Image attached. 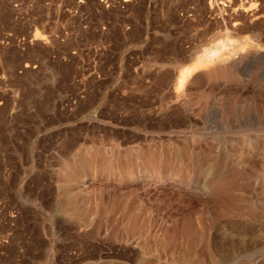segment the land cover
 Instances as JSON below:
<instances>
[{
  "label": "rangeland",
  "instance_id": "rangeland-1",
  "mask_svg": "<svg viewBox=\"0 0 264 264\" xmlns=\"http://www.w3.org/2000/svg\"><path fill=\"white\" fill-rule=\"evenodd\" d=\"M224 1L0 0V264H264V19Z\"/></svg>",
  "mask_w": 264,
  "mask_h": 264
},
{
  "label": "bare ground",
  "instance_id": "bare-ground-1",
  "mask_svg": "<svg viewBox=\"0 0 264 264\" xmlns=\"http://www.w3.org/2000/svg\"><path fill=\"white\" fill-rule=\"evenodd\" d=\"M224 1V0H223ZM245 4L247 6L250 7H246L244 5V3L240 6L241 10L243 11V13H245L244 15H246L244 17V22L249 21V22H253V21H257L259 19H264V8L262 7L261 10H256L253 8L255 3H252L255 0H244ZM226 2V1H224ZM257 2V1H256ZM229 3V2H228ZM225 4V3H224ZM256 5V4H255ZM239 8V9H240ZM261 8V7H260ZM237 11V8H236ZM243 15V14H242ZM243 15V16H244ZM243 21V20H242ZM240 25V23H236L234 26H238ZM41 39V37H40ZM226 39V38H225ZM38 40V39H37ZM44 40V39H43ZM227 40V39H226ZM220 42V41H219ZM250 43L247 42H243V43H237L231 40V41H221L219 44L215 45V46H211V48L205 49L204 51L200 53H198V55L193 56L194 60V64L190 67V68H186V69H182V71L179 74L178 77V86H177V100H179V98L181 97V93L184 91V88L189 84V82L191 81L193 75L199 71V70H206L205 72H207V70L209 68H222V67H226L227 65L230 64V62H234L232 63L233 66H237V64H235L236 62H240L242 59H244V55H243V51L245 50V47L248 46ZM200 54V55H199ZM245 54V53H244ZM249 55V54H248ZM248 57V56H246ZM243 62V60H242ZM240 62V63H242ZM231 65V66H232ZM230 66V67H231ZM236 68V67H235ZM226 69V68H225ZM224 69V70H225ZM211 70V69H210ZM222 70V69H221ZM232 70V69H230ZM234 70V69H233ZM236 70V69H235ZM223 71V70H222ZM183 99V98H182ZM181 99V100H182ZM175 101V100H174ZM175 101V102H176ZM183 101V100H182ZM174 102V103H175ZM180 103V102H179ZM184 104V103H183ZM179 105V104H178ZM181 105V104H180ZM179 105V106H180ZM187 105V102L186 104ZM251 141V140H250ZM253 144V142H252ZM245 145L247 146V149H251L252 145L251 143L245 142ZM246 150V149H245ZM249 154V152H248ZM68 172V171H67ZM66 173V172H65ZM68 174V173H67ZM72 173H70L71 175ZM69 175V174H68ZM66 178V176H65ZM66 186V185H65ZM67 187H65L64 189H66ZM258 203V202H257ZM256 203V204H257ZM263 208V207H262ZM244 240V239H243ZM247 242V241H246ZM250 242V241H249ZM244 243V242H243ZM253 244V243H252ZM244 246V245H243ZM231 248V247H230ZM246 248V247H245ZM243 248V249H245ZM211 250V249H210ZM216 251V250H215ZM209 252V251H208ZM221 252V251H220ZM245 252V251H244ZM215 253V252H214ZM219 254V253H218ZM219 258V257H218ZM199 261V260H198ZM217 261V260H216Z\"/></svg>",
  "mask_w": 264,
  "mask_h": 264
}]
</instances>
